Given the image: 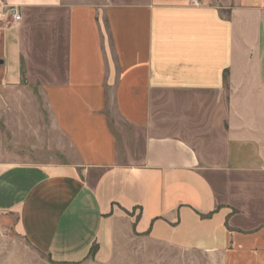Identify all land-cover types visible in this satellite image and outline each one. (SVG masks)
<instances>
[{
	"label": "crops",
	"instance_id": "obj_1",
	"mask_svg": "<svg viewBox=\"0 0 264 264\" xmlns=\"http://www.w3.org/2000/svg\"><path fill=\"white\" fill-rule=\"evenodd\" d=\"M200 1L0 0V101L39 89L76 157L0 160V264L107 262L121 222L264 264V0Z\"/></svg>",
	"mask_w": 264,
	"mask_h": 264
},
{
	"label": "rangeland",
	"instance_id": "obj_2",
	"mask_svg": "<svg viewBox=\"0 0 264 264\" xmlns=\"http://www.w3.org/2000/svg\"><path fill=\"white\" fill-rule=\"evenodd\" d=\"M11 20L10 11L8 13V9L0 2V25ZM1 93L5 99L0 101V160L59 162L76 158L74 150L62 144L63 138L56 130L39 89L22 86ZM106 113L112 130L115 126V115L109 104ZM117 228L113 256L109 261L100 262L94 259V248L85 260L73 264H223L221 253L178 247L158 241L147 233H138L132 228L130 230L127 223L121 222ZM12 235L9 226L0 230V250L4 256L14 250L15 242L12 239L17 238ZM20 247L26 251L23 242ZM30 257L32 264H57L42 254L33 253Z\"/></svg>",
	"mask_w": 264,
	"mask_h": 264
},
{
	"label": "built area",
	"instance_id": "obj_3",
	"mask_svg": "<svg viewBox=\"0 0 264 264\" xmlns=\"http://www.w3.org/2000/svg\"><path fill=\"white\" fill-rule=\"evenodd\" d=\"M191 4L193 5H198L201 3L200 0H190ZM11 17H12V20L17 22L20 20L21 16H20V12L19 10L16 8V7H13L11 8Z\"/></svg>",
	"mask_w": 264,
	"mask_h": 264
},
{
	"label": "trees",
	"instance_id": "obj_4",
	"mask_svg": "<svg viewBox=\"0 0 264 264\" xmlns=\"http://www.w3.org/2000/svg\"><path fill=\"white\" fill-rule=\"evenodd\" d=\"M93 249H94V247L91 250H93Z\"/></svg>",
	"mask_w": 264,
	"mask_h": 264
}]
</instances>
